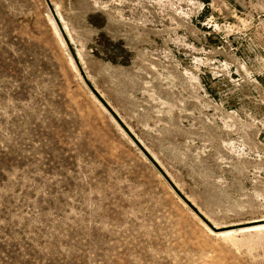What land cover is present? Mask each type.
Instances as JSON below:
<instances>
[{
    "label": "rangeland",
    "instance_id": "374dc122",
    "mask_svg": "<svg viewBox=\"0 0 264 264\" xmlns=\"http://www.w3.org/2000/svg\"><path fill=\"white\" fill-rule=\"evenodd\" d=\"M0 264H264V0H0Z\"/></svg>",
    "mask_w": 264,
    "mask_h": 264
}]
</instances>
